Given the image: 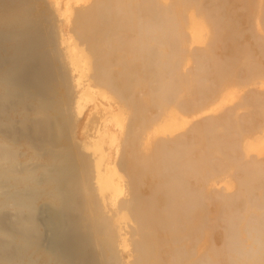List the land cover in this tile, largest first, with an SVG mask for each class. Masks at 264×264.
Here are the masks:
<instances>
[{
    "label": "bare ground",
    "instance_id": "1",
    "mask_svg": "<svg viewBox=\"0 0 264 264\" xmlns=\"http://www.w3.org/2000/svg\"><path fill=\"white\" fill-rule=\"evenodd\" d=\"M46 1L52 10L55 11L54 13L62 14L65 18L64 21H59L56 26H54V23L55 32L61 37H64L66 34L72 36V39L70 38L71 40L68 42L69 45L65 47L64 59L67 64L64 66L63 70H68L69 80L74 94L78 95L79 93H83L89 87H87L86 83L88 81V69L82 67L84 65H80V53L89 49L96 56L93 57L96 61H92L97 62L99 59V62H94L96 65L98 63L102 65L100 61L102 59L111 58L108 59L107 64L103 65L104 69L101 68L104 70V77H102L98 83H103L107 88H113V86L116 87L115 85L119 84L120 87H117L120 88V92L125 91L124 94L126 92H133L132 95L128 93L130 95L129 97L134 96V93H136L133 99L139 101V103L136 101L139 107L136 106V103L135 105L132 103L134 101L132 98L130 99L127 95L121 93L124 97L120 96V98H123L126 104L125 107L129 110V113L133 111L138 112V108L141 112H144L143 110L146 109L145 114L143 113L145 115L142 119L143 121L140 119L143 123L140 122L141 126L137 125L140 128L138 127L139 132L136 131V136L137 133H139V136L132 142L131 146L129 145V149L125 147L128 146L125 144L131 141L129 139V141L127 140L128 142L125 140V144H123L125 146L121 148L124 151L125 147V151L127 152H125L127 154L125 158H127L128 164L123 166L126 160H124L125 158L120 148L119 153L123 155V160L121 159L120 162L123 161V163L119 162V158L121 157L119 155H117L119 158H117L116 163L114 162V164H122V168L127 166L124 169L126 170L125 174L129 177L128 182L131 188H134L130 191L132 192L135 190L134 193L132 192L133 194L129 192L132 194L131 198H133L131 203L129 202L130 199L129 201L120 199L123 201L122 209H126V212H128L129 208H132V211L138 210V214L136 212V216H134L135 213L128 212V215L132 213V216H130L131 218L135 217L133 219L134 221L131 219V223L128 222V226L129 224L131 226L130 229L116 226L113 230L111 229L112 227H110L112 223V217L110 215L102 217V215L99 214L102 217L99 219H97V215H95L97 223L95 222L96 224L93 226V231L90 230V227V229H86L87 233L81 234L85 232V228H88L85 224V226L83 225V232L81 231V233H78L79 227L77 230V227L73 226V221L76 222L75 220L79 219V223V215H81L86 208L89 209L95 206V204L92 205L94 200L92 201L91 197H94V195L95 197L97 196L95 193H93L94 195L89 193L92 195L89 197H87L88 195L84 196L86 199L91 198L88 199V201L92 203V206L90 205L89 208H85L81 205L87 206L89 203H87V200L84 201V198L79 200L81 206H79V204L76 205V200L74 201L72 199L74 195L72 196L70 194L71 192L68 190H74L77 184H79L76 180V186L74 182H71L72 186L70 183L71 178L74 179L75 177L76 168H78L75 162L78 160L75 159L76 161L74 163L76 165L73 164V160H67V158L64 159L63 162L61 161V159H63L61 157V151L63 150L62 145V150L59 149V145V148H56L58 146L54 145V143L57 141L53 143L54 139L52 141L50 139L55 133L52 135L45 133L50 128H46V125L48 126V124H50L48 123L50 122V117H47L49 118V120H47L48 122L45 120L48 124L45 123L44 118L42 119L40 117L46 124H41L42 127L44 126L47 130L44 128L45 131L40 129V133L44 132L37 137L39 141L36 139V135H34L35 137L29 139L31 141L25 142L17 147V134L15 133L18 132V135L25 133L24 136L27 135L24 131L26 129L25 124H27L26 122H30L33 117L31 120L29 118H27L29 120H24L23 118V123L25 124H22V121L18 122L21 123L22 126L14 121L17 124L14 123L15 126L19 125V128L20 126L22 129L25 128L23 129L24 132H21L22 129L20 130L13 124L11 125L12 127L4 126L3 122L9 120V117H7V110L4 114L6 116L2 114L3 119L1 122L4 127H0V129H6L5 133H3V131L0 132L2 134L0 135V227L3 229L6 228V230L4 229L6 238L0 239V264H81V260L86 261V259L83 260L82 257H85L87 253H91V257L87 254L88 258H91L89 259L91 264H122L120 259L123 254L122 251H126V256L128 257L133 255L131 254L130 248L126 250L125 248L131 243H128V240L130 241V239L132 240L134 237H136L135 241L133 239L134 246H132L134 248H132L131 245L130 247L138 254L136 255L137 264H264V160H259L260 158H254V156L249 154L251 150V139L258 144L264 142V0H95L88 4L82 3L83 5L81 6L80 4L77 9L75 7L78 5L77 3L85 1ZM35 2L37 1L35 0ZM259 8L263 10L259 11ZM33 9L34 8H32L31 12H33ZM75 12L76 19L72 22L71 16L74 15L73 13ZM8 18L12 21L10 29L14 28L11 30H15V36L9 31L7 32L8 34L3 33L2 29H5L4 26H6L7 23H3L4 18L2 16H0V36L13 34L11 36L14 42H11L9 47L6 48L17 52L20 50L22 44H20V40L17 36L19 34L21 35V31L25 29V22L22 19L23 17H20L21 19L16 18L13 16V13L8 14ZM26 18L27 17H25V19ZM50 18L52 22V17ZM45 21L47 22L49 20L45 18ZM51 22L49 24H51ZM30 27L32 26H29V28ZM18 28H22V30L20 29L21 31H17L19 34L16 32V30H19ZM49 28L51 27L49 26ZM41 29L43 30V28ZM25 33L27 32L25 31ZM45 33L47 32L45 31ZM27 34H29V32ZM30 35L31 33L29 36ZM48 35L50 36V32ZM49 36L47 37L49 38ZM29 38L30 37H28V39ZM35 38L36 37H34V39ZM22 41L24 44V40ZM32 41L31 39V42ZM2 42L0 41V45ZM52 42L51 44L53 45L51 47L55 49L56 46L54 44L56 43L55 41ZM25 45L23 46L26 48L27 45ZM33 45L28 46L31 48ZM3 46L5 47V45ZM35 46L37 47V44ZM53 46H55V48ZM30 48H26L27 51L33 49V47ZM53 49L51 53H54ZM50 50L51 48L49 51ZM20 51L21 54L19 51L17 55L15 52H12V55L8 54V56L10 55L8 60L12 63L10 70L0 69V99L6 98L7 94L16 89H20L22 93H24V95H19L20 98H24L28 93H33L32 91L35 93V84H37L38 81L42 83L44 80H38L36 83L40 71L36 63H32L38 57V52L36 51V57L33 52L27 54V52L24 53L22 49ZM42 51L45 52L44 50ZM49 51L47 52L50 55ZM47 52L45 56H48L46 55ZM57 52L58 50L55 53L56 56ZM42 53H40L41 56ZM55 54L54 57H56ZM38 60H36L37 65H39ZM59 60L58 57V61ZM105 60L107 61V59ZM7 61L4 60V62ZM54 61L56 62V59ZM40 63H42V61ZM42 65V67H47L44 66L45 64ZM93 65V68L100 67V65ZM59 67L62 69L63 66L59 64ZM59 67L57 69H59ZM189 67L192 68L189 69ZM47 68L49 69L50 67ZM61 69H59L60 72L63 71ZM9 71H11L12 74ZM94 71L92 70L91 73ZM58 72L57 74H59ZM91 73H88V75ZM95 73L97 72L95 71ZM101 73L98 72L100 76L102 75ZM41 74L43 73L41 72ZM45 74L49 75L48 73ZM8 75H12V77ZM63 77L64 76L58 78L61 79ZM52 79L54 80V78ZM41 85L37 84L36 87H46V85L44 87ZM46 89L44 91H46ZM58 91L59 90H57V92ZM114 91L117 92L116 89ZM57 92L54 91V93ZM66 92L68 91L66 90ZM98 92L104 95V91L100 88ZM120 92L119 95H121ZM46 95H48V93ZM8 98L3 101L0 100V108L3 109V111L10 105V101L14 103L16 101ZM15 99H17V97H15ZM7 100H10L8 101L9 105ZM55 102L56 101H54V103ZM94 102L97 108H99L98 110H100L99 112L101 115L115 108L110 105V102L113 101H109L108 99H106V102L109 105H106L107 107L105 106V110L103 109L104 106L101 108L100 102L99 105L97 101L94 100ZM14 103L13 105L16 104ZM113 103L115 104V102ZM29 105L30 104H28L26 108H32V106ZM135 106L138 108L135 109ZM46 107L47 108L44 107L45 110L50 108L48 105ZM120 107L118 109H120ZM33 108H35V106H33ZM65 108L62 110L65 111ZM101 109L105 112H101ZM46 112L47 111H44L43 115L48 113ZM59 112L60 110L56 111V113ZM65 112L63 113L65 114ZM109 112L115 115L113 113L114 111ZM56 113L53 112V114ZM63 113L61 111L60 114ZM138 113L140 114V112ZM138 113H136L137 117L139 116ZM66 114H68V112ZM35 115L37 114H34V116ZM116 115V119L112 117L113 120H117V122H121V118H124L122 116H125L121 114L122 116L119 118L118 116L120 114L118 115L117 113ZM59 116L57 120L63 118L61 119L63 121L65 119L61 115ZM64 116L67 117L66 115ZM132 116L135 117V114ZM36 117V120L40 119L38 115ZM51 117H53L51 120L56 124L59 122L54 121L56 120V115H52ZM134 117L131 118L136 120L137 117ZM139 117H141V115ZM41 119L40 121L42 123ZM33 120H35V118ZM33 120V123L31 122L28 125L31 126V124L38 122ZM66 120L69 119L66 118ZM87 120H89V118L85 121ZM85 121L84 123H86ZM136 122H138V120ZM2 123L0 125H2ZM93 123L95 124L93 125L97 127V121ZM103 123L101 122L102 125ZM162 123H165L163 132H167L165 135L169 136H160L159 134H155L154 131H150L151 128ZM65 124L66 122L63 125ZM67 124H69L68 121ZM28 125L27 128L29 130H26L30 132L27 135L30 138L29 134L31 135L33 132V130H31V132L30 129L32 127L34 129V127L36 128L39 125L31 127ZM84 125L87 126V123ZM88 125L91 126L92 124L88 123ZM6 126L9 125L6 124ZM49 126L52 127V122ZM98 126L99 127L92 130V132L94 131V133L97 132V134L101 135L103 130L100 127L102 126ZM133 126H128V128L136 129V127L134 128ZM68 127L70 129L71 126ZM107 128L109 129L111 127ZM56 129H58L57 126ZM75 129L74 131L70 129V136L68 139H71V143L73 138L75 141L74 144L78 146L79 143L76 141L78 129ZM9 130H12L11 133L15 131V133H13L15 136L10 137ZM35 130L38 129H34V131ZM81 131L83 133L81 132L80 134H86L87 129L86 132L83 129H81ZM35 132H33V134ZM92 132L87 134L91 138ZM115 132L116 131H114V133ZM133 132L135 133L134 130ZM243 132H246V134H243ZM62 134L63 133H61V135ZM208 136L212 138L211 141L214 140L213 143L211 142L212 144L207 143L208 139L205 138H208ZM83 137L84 135L82 138ZM93 137H95V134ZM34 138L37 141H35ZM113 138L114 137H112V139ZM133 138H135V136ZM112 139L109 141L111 142ZM81 140V143L84 142V139ZM116 141L115 143H117ZM39 142L41 144H39ZM208 142H210V140ZM38 144L39 148L37 147ZM56 144H59V142ZM65 144H67V142ZM74 144L72 145L71 143L73 147ZM40 147L43 150H40ZM19 148H21V150L24 149L22 153H17ZM109 150L111 149L109 148ZM39 151H42L44 156L47 157L41 165L38 166L39 163L33 165V161L31 163L32 165L23 163V159L27 157L30 161L32 157L36 158L35 153ZM75 152H78V150ZM16 153L17 155L20 154L18 160L15 156ZM42 153L40 152L38 156ZM78 154L79 157L82 155L79 152ZM73 155L74 154H72V156ZM76 155L75 153L74 156L77 157L78 155ZM70 158L69 156V159ZM79 159L80 164H85L87 161L81 163V158ZM109 159L108 157V160ZM108 160H106V162H108ZM59 161H61V165H58ZM64 162L67 164H63ZM89 163H91V160ZM138 163L139 168L137 166ZM85 165L83 166L86 171L87 166ZM88 165L91 166L90 164ZM112 165H110V167L108 164V166L104 168L105 172L103 173L99 165L95 164L93 169L90 170L93 178L88 176L96 183L104 203H107V201L115 202L112 197L119 194V192H123L121 189L124 188L121 186L122 182H119L121 176L117 174V168L119 166L115 165V168L117 166V170H115L114 166L112 168ZM122 168L121 171H123ZM39 169L40 173L37 172ZM89 169L87 171H89ZM81 170L82 173L85 172H83L84 169ZM16 171H25V176L20 183L15 184L12 181V176ZM119 171L120 170H118V172ZM79 173L77 172V175L81 177L82 175ZM87 174L84 177H86ZM88 175H90V173ZM78 176L75 177V179H77ZM84 177L81 178L84 179ZM89 178H85L87 179V183H89ZM68 180L69 184H67ZM79 180V188H81L86 182L83 180L82 185V180L78 179V181ZM223 182L225 183L223 190L222 188L215 189L216 186L219 187L220 183L223 184ZM89 184L86 185V187L92 188L93 186L91 187ZM21 185L24 186L23 189L20 188ZM73 185L75 186L74 188ZM140 185H144L145 193H141L139 190L141 187ZM34 187H38L40 190L39 193L46 196V203L44 205L39 204L40 206H37L34 202L28 200V192ZM129 187L130 186H128V188ZM81 190L79 189V191ZM89 190L88 192L93 191ZM63 191L66 193L68 191L70 197L64 194ZM106 192H110L109 199L103 196ZM129 193L128 195H130ZM63 194L73 200L76 207L73 206V202L72 207L70 206V199L64 201L62 198L63 196H61ZM66 196H64V198ZM60 197L63 199L62 203H60ZM58 203L60 204L58 205ZM97 204H99V202ZM209 206H212L214 210L211 209L213 211L208 212ZM4 207L13 211L11 216V211L9 215H6L5 212V215L1 216L3 214L1 210ZM69 207L70 209H68ZM81 207L85 208L82 212H80ZM100 207L101 206H99L98 209H100ZM71 208L78 210V213H76V211L75 214H77L78 216H76L79 218L71 220L72 217H76L73 214L74 210L71 212ZM118 208L120 209V207H117V209ZM89 210H93V212H91L93 215L95 209L91 208ZM89 210L87 212L88 216ZM97 211L99 213V210ZM222 211L223 214H227L229 219H233L235 222L232 226L230 225L232 232H227V230L223 231V229L222 232L216 230V227L219 225L217 221ZM70 212L72 216H70ZM212 212L215 214L213 217L209 215V213L212 214ZM81 216H83L81 217L82 221L85 216ZM88 216L85 217V220ZM162 219H164L165 222ZM223 219H225V217ZM160 220L161 222L163 221L165 225L167 224L166 226L169 230L166 231L167 228L165 227L166 233L162 232L164 231V225H162ZM6 221H8V224ZM114 221L116 222L115 219H113V222ZM89 222L87 219L85 223L88 224ZM232 222L228 223L231 224ZM82 223L83 222H81V224ZM92 223L94 224L93 221ZM159 223L163 226L162 229ZM90 224L88 225L90 226ZM14 237H17L18 241L14 242V244L10 243V241H13L12 239ZM31 237H36L35 239L37 240V243L33 246L32 244L34 242H30ZM228 237L231 239L229 242L222 241L221 239L223 238V240H226ZM217 238L219 241L221 239V245L219 246L215 244ZM118 247L122 248L121 251H118ZM109 249L112 251L111 254L108 251ZM107 251L110 256L107 255L108 257L105 256L106 258H104V255L108 253ZM134 251L132 250V252ZM27 252H29L28 255L26 254ZM104 252L106 254L103 255ZM85 263H87V261ZM90 263L88 262V264Z\"/></svg>",
    "mask_w": 264,
    "mask_h": 264
},
{
    "label": "rangeland",
    "instance_id": "2",
    "mask_svg": "<svg viewBox=\"0 0 264 264\" xmlns=\"http://www.w3.org/2000/svg\"><path fill=\"white\" fill-rule=\"evenodd\" d=\"M2 0H0V16H2L3 18H4V21H3V23H7L6 24V26H4L5 27V29H2L3 30V33L5 34H8L7 32L9 31V32H12L13 34L15 33V30H11V29H14V28H11L10 29V25H11V19L10 18H8V14H10V13H13V16L14 17H16V18H20V17H23L22 19H23V21L25 22V29H23V31H21L22 30V28H18L19 30H16V32L18 31H21L22 32V34L20 35L18 32V39L20 40L19 42H20V44L22 43L23 44V41L22 40H24V44L23 45H25L26 43H29V44H26L25 46H26V48L28 49V48H30V46L31 45H33L34 43V45L32 46L33 47V49H31V50H28L27 51V49L21 44V46H20V50L22 49L23 51H24V53H26L27 52V54L29 53V52H33L35 55L34 56H36L37 57V54H38V57L34 60V62L32 63V64H35L36 63V66H38V70L40 71V73H39V75L37 76V80H36V83H37V81L38 80H41L42 81V79H44L43 81H42V83H40V81H38V85L40 84H42L43 85V87L46 85V87L45 88H40V86H38V87H36L37 86V84H35L36 86H34L35 88V93H34V91H32L33 93H28L27 94V96H24V98L23 97H19V95L20 94H22V95H24V93H22V91L20 90V89H16L15 91H12L11 93H9V94H7L6 96V98H8V99H12V100H16L15 101V103L17 102V101H19V102H17L15 105H13V103L10 101V100H7V103H8V105H9V102L8 101H10V105L9 106H7V109L6 110H4L3 111V109H1V111H0V113L1 112H3V113H1L0 114V124L2 123L1 122V120L3 119V117H2V114L4 115L5 114V112L7 111V117H9V120L8 121H5V122H3L4 123V126L5 127H12L11 125L13 124L14 125V123L16 122V123H18V122H21L22 121V124H25V123H23V121L25 120V119H27V118H29L30 120L32 119V117H33V119L35 118V120H33V121H38V122H40V123H34V124H31V126H38V127H34V129H38V130H35L34 131V129H33V127L30 129V131L31 130H33V132H35L34 134H33V132L31 133V135H32V137H31V135L29 134V136H30V138L27 136L28 135V133H30V132H28V128H27V125L28 124H30L31 122H32V120L30 121V122H26L27 124H25L26 125V129H28V130H26L25 128H23V129H25L24 131L27 133V135H25L24 136V134H22V135H18V132H16L15 133V131L14 132H12L11 133V131H10V137L12 136H15V134H17L16 135V137H17V141H16V144H17V147L19 146V145H21V144H23V143H25V142H28V141H31V140H29V139H31V138H33V137H35L34 135H36V139H37V137L38 136H40V134H42L45 130H47V129H45V127L43 126L42 127V125L44 124V125H46V124H48V123H50L51 124V122H52V127L51 126H49L50 124H48V126L46 125V128L48 127H50L45 133H47V134H49V135H52V134H54V135H52L51 137L52 138H50L51 139V141L54 139V141H53V143L55 142V141H57V142H59V144H56L57 142H55L54 143V145H56V146H60V148H59V146L58 147H56V146H54V147H56V148H59V149H61L62 147H63V150L61 151V153H62V155L63 154H65V155H61V157L63 158V159H61V161L63 162V160L64 159H66L67 158V160H73V164H75V163H77V167L78 168H76V174L74 175L75 177H77L78 175H77V172L79 173V171H80V173L79 174H81L82 176L81 177H84L86 174H87V172H88V174L90 173V175H88L87 174V178H89V177H92V172L90 171V170H92L93 169V167H94V165L95 164H98L99 165V167L101 168V170L103 171V173L105 172L104 171V168H106L107 166H108V164H109V166L110 165H112V164H114V162L116 163V161H117V158H119V156H121L120 158H119V162H120V160L123 158L122 156L124 155V158L127 156V152L125 151V147H130L131 146V144H132V142L139 136V133H137V136H136V131L137 132H139L138 131V129L140 128L139 126H141V123H143V122H141V120L144 118V114H145V110H143L144 112H141V111H139V105L137 104V103H139V101L138 100H135V99H133L135 96H136V93H134V96H132V97H129L130 95H132L133 94V92L132 93H130V92H126L125 94H124V92L122 91V92H120L121 90H119L120 88H118L117 86H119L120 87V85L119 84H116L115 86L116 87H114L113 86V88H107L103 83H98V81H100L101 79H102V77H104V66L103 65H105V64H107L108 63V59H111V58H105V59H107V61L104 59H102V60H100L101 61V63H102V65L101 64H95V63H97V62H99L98 60H97V62H95L96 60H95V58L93 59V57H96L95 56V54L91 51V50H85V51H82V53H80V60H81V63H80V65L82 66V65H84V66H82V67H86L87 69H88V73H91L92 72V70L94 71H96L97 73H95V71L93 72V73H91L90 75H88V73H87V77H88V81L90 82H86L87 83V90L85 91V92H83V93H79L78 95H75L74 94V92L72 91V87H71V82H70V80H69V73H68V70H63L64 69V66L67 64V62L65 61V59H64V55H65V47L67 46V45H69V43L68 42H70V40L72 39L71 37L72 36H69V34H66L64 37H61V36H59L56 32H55V27L54 26H56L57 25V23L59 22V21H64L65 20V18L63 17V15L62 14H59V13H54L55 11H53L52 10V8L48 5V2L46 1V0H36L37 2H35V0L33 1V0H27V2H26V0H19V1H17V0H3L2 2H1ZM33 2V3H31V2ZM39 1V2H38ZM83 1H85V2H82V1H80V2H78L77 4L78 5H76V4H73V5H76L75 7H76V9L80 6V4H81V6L83 5V4H88V3H90L91 1H95V0H83ZM22 2V3H21ZM47 2V3H46ZM12 3V4H11ZM83 3V4H82ZM30 4H33V5H30ZM2 5V6H1ZM28 6V7H27ZM31 6V7H30ZM41 6V7H40ZM29 7H30V12L32 11V8H34L33 9V12H31V14H33V15H31L30 14V12H29ZM73 9H75V8H73ZM263 9H264V7H263ZM262 8H259V11H262L263 10ZM4 10V11H3ZM18 10V11H17ZM35 10H36V12H35ZM7 11V12H6ZM45 13H44V12ZM47 11V12H46ZM49 11V12H48ZM74 11H76V10H74ZM27 12H28V14H27ZM52 12V13H51ZM19 13V14H18ZM41 15H40V14ZM49 13V14H48ZM74 15H75V17H74V15H72L71 16V20H72V22L76 19V12L75 13H73ZM29 15H30V17H29ZM39 16V17H37V16ZM55 15V16H54ZM17 16H19V17H17ZM27 17L26 19H25V17ZM42 16V17H41ZM43 16H44V18H43ZM47 16V17H46ZM52 17V22L50 21V17ZM29 17V18H28ZM74 19H73V18ZM31 18V19H30ZM45 18H46V20H49L50 22H51V24H49L50 22L49 21H45ZM48 18V19H47ZM57 18V19H56ZM21 19V18H20ZM30 19V20H29ZM55 19V20H54ZM27 20V21H26ZM30 22V23H29ZM45 22V23H44ZM49 22V23H48ZM32 23V24H31ZM43 23V24H42ZM54 23H55V25H54ZM28 24V25H27ZM46 26H45V25ZM34 25V26H33ZM41 25V26H40ZM44 25V26H43ZM52 25V26H51ZM54 25V26H53ZM29 26H32V27H30L29 28ZM48 26V27H47ZM49 26L51 27V28H49ZM33 28V29H32ZM41 28H43V30L41 29ZM21 29V30H20ZM50 29V30H49ZM47 32V33H45V31ZM0 31H1V29H0ZM6 31V32H5ZM25 31L28 33L29 32V34L31 33V35L29 36V34H27V33H25ZM39 33H38V32ZM20 32V33H21ZM35 32V33H34ZM41 32V33H40ZM50 32V36L48 35V33ZM24 33V34H23ZM34 33V34H33ZM1 34V33H0ZM13 34H9L8 36H0V38H2V39H0V41L2 42V40H3V44L1 43V45H0V49H2V50H0V69H8V70H10V68L12 67V63H10V61L8 60L9 59V56L10 55H12L13 53L12 52H15L16 53V55L17 54H19V53H17L18 51L20 52V54H21V51L20 50H18L17 52L16 51H13V50H9V48H6V47H9V45L11 44V42H14V41H12V36L11 35H13ZM26 34V35H25ZM42 34H43V36H42ZM46 34H47V36H49V38H51V39H49L47 36H46ZM28 35V36H27ZM37 35H38V38L39 37H41V38H37ZM40 35V36H39ZM53 35V36H52ZM68 35V36H67ZM71 35V34H70ZM14 36H15V34H14ZM20 36V37H19ZM26 36V37H25ZM47 37V38H45V37ZM52 36V37H51ZM74 36V35H73ZM28 37H30L29 39H28ZM34 37H36L35 39H34ZM61 37V38H60ZM9 38V39H8ZM24 38H26V39H24ZM44 40H43V39ZM71 38V39H70ZM8 39V40H7ZM11 39V40H10ZM31 39L33 40L32 42H31ZM49 39V40H48ZM67 41H65V40ZM41 40V41H40ZM42 40H43V42H42ZM36 41V42H35ZM45 41V42H44ZM49 41H51V42H49ZM52 41H55V43L56 44H54L55 46H56V48H55V46H53L55 49H57L58 50V52H57V56H56V51L57 50H55V49H53L51 46L53 45V44H51V43H53ZM63 41H65V42H63ZM38 42V43H37ZM49 42V43H48ZM6 43V44H5ZM7 43H9V44H7ZM46 43V44H45ZM68 43V44H67ZM37 44V47L35 46ZM42 44V45H41ZM64 44V45H63ZM3 45H5V47L3 46ZM28 45H30V46H28ZM35 46V47H34ZM4 48V50H3V48ZM22 47V48H21ZM23 47H24V49H23ZM6 48V49H5ZM51 48V50L49 51V49ZM26 49V50H25ZM52 49L54 50L53 52L54 53H51V51H52ZM8 50V51H7ZM39 50V51H38ZM42 50H44L45 52H43ZM3 51H4V53H5V55H4V53H3ZM38 53H37V52ZM47 51H49L50 52V55H49V53L47 52ZM11 52V53H10ZM44 53V56H43V53ZM47 52V54L46 55H48V56H45V53ZM37 53V54H36ZM40 53H42V56H41V54ZM8 54H10L9 56H8ZM22 54H23V52H22ZM54 54H55V56L56 57H54ZM59 54V55H58ZM92 54V55H91ZM94 55V56H93ZM102 55H104V54H102ZM7 56H8V58H7ZM6 57V58H5ZM42 57V58H41ZM44 57V58H43ZM45 57H46V59H45ZM58 57H59V61L60 62H62V63H60L59 61H58ZM98 57V56H97ZM107 57V56H106ZM4 58V59H3ZM48 58V59H47ZM50 58H51V61H50ZM53 58V59H52ZM56 59V62L54 61L55 59ZM3 59V60H2ZM38 59H40V60H38ZM2 60V61H1ZM4 60L5 61H7V62H4ZM36 60H38V64L39 65H37V61ZM92 60H95V61H92ZM36 61V62H35ZM42 61V63H40V62ZM47 61V62H46ZM49 61V62H48ZM104 62V64H103V62ZM106 61V62H105ZM51 62V63H50ZM57 62H59V63H57ZM82 62H83V64H82ZM95 62V63H94ZM1 63H2V65H1ZM47 63H49V64H47ZM54 63H56V64H53ZM42 64H45L44 66H47V67H50L49 69L46 67H42L43 65ZM59 64H60V66L62 65L63 67H62V69H61V67H59ZM95 65V66H98V65H100V67H94V68H97V69H94L93 67H92V65ZM53 65V66H52ZM93 65V66H94ZM40 66H41V68H40ZM55 66V67H54ZM57 66V67H56ZM103 66V67H102ZM110 66H111V63H110ZM59 67V69H61V70H63V71H61L60 72V70L59 69H57ZM92 67V68H91ZM45 68V69H44ZM52 68V69H51ZM101 68H103V69H101ZM190 68H192V67H189V69ZM41 69V70H40ZM43 69V70H42ZM98 69H100V70H98ZM46 70V71H45ZM58 70H59V72H58ZM98 70V71H97ZM103 70V71H102ZM9 72H11V71H9ZM41 72L43 73V74H41ZM52 72H53V74H54V77H53V74H52ZM57 72L59 73V74H57ZM98 72H102L101 74L103 75H101L100 76V74H98ZM45 73H48L49 75H47V74H45ZM50 73H51V76H50ZM64 73H65V75H64ZM10 74V73H9ZM11 74H12V72H11ZM55 75H57L58 77H61V76H64L63 78H58L57 76H55ZM7 76V75H6ZM5 76V77H6ZM9 77H12V75L10 76V75H8ZM44 76V77H43ZM48 76H50V77H48ZM95 76V77H94ZM96 76H99V77H96ZM42 77V78H41ZM47 77V78H46ZM54 78V80L52 79V78ZM101 77V78H100ZM38 78H40V79H38ZM53 80H51V79ZM47 79V80H46ZM61 81H60V80ZM63 79H65V80H63ZM96 79V80H95ZM49 80V81H48ZM55 80H56V82H55ZM58 80V81H57ZM52 81V82H51ZM46 82V83H45ZM62 82V83H61ZM55 83V84H54ZM92 83V84H91ZM91 84V85H90ZM41 85V86H42ZM51 85V86H50ZM58 85H60V86H58ZM47 86H50V87H47ZM64 88H63V87ZM66 86V87H65ZM68 86V87H67ZM94 86V87H93ZM60 87H62V88H60ZM40 90H39V89ZM47 88V89H46ZM56 88V89H55ZM60 88V89H59ZM66 88V89H65ZM92 88V89H91ZM93 88H95V89H93ZM100 88L101 90H103L104 91V95H101L99 92H98V89ZM118 88V89H117ZM46 89V91H44ZM55 89V90H54ZM65 89V90H64ZM97 89V90H96ZM110 89H116V91L118 92V94H117V92H115L114 90L112 91V90H110ZM51 90V91H50ZM57 90H59L58 92H57ZM66 90L68 91V92H66ZM90 90V91H89ZM54 91L55 92H57V93H60V94H57V93H54ZM39 92V93H38ZM63 92V93H62ZM66 92V93H65ZM119 92H120V94L121 93H123L124 95H127L130 99L132 98L134 101L132 102L134 105H135V103H136V101H138L137 103H136V106H138V107H136L135 106V109H137V111L138 112H140V114L138 113V112H131V113H129V110L128 109H126V104H125V102H124V100H123V98H120V96L121 97H124L122 94L121 95H119ZM48 93V95H46ZM130 95H129V94ZM11 94H12V96H11ZM14 94V95H13ZM33 96V98H32V96ZM37 94V95H36ZM51 94V95H50ZM55 96H54V95ZM10 95V96H9ZM35 95V96H34ZM61 95V96H60ZM64 95V96H63ZM69 97H68V96ZM95 95V96H94ZM98 95V96H97ZM41 98H40V97ZM45 96V97H44ZM47 96H48V98H47ZM94 96V97H93ZM13 97V98H12ZM15 97H17V99H19V100H17V99H15ZM60 97V98H59ZM62 97V98H61ZM63 97H64V99H63ZM67 97V98H66ZM97 97H99V98H97ZM6 98H4V99H6ZM68 100H66V99ZM4 99H0L1 101H3ZM50 99H51V102H50ZM61 101H60V100ZM63 99V100H62ZM93 99V100H92ZM106 99H108L109 101H113V102H115V104L113 103V102H110L111 104V106L112 107H115V108H112V110H109V111H114L113 113L116 115L117 113H118V117L119 118H121V116L124 114L125 116H122V117H124L123 119L121 118V122H117V120L115 121V120H113V117L116 119L117 117V115L115 116V115H112V113L110 114V112L108 113V112H106V113H103V115H101V113L99 112L100 110H98L99 108H97V106H96V104H95V102H94V100L95 101H97L98 102V105H99V102H100V104H101V108H103V106H104V110L106 109V107L109 105V104H107V102H106ZM20 100H21V102H20ZM27 100V101H26ZM24 101V102H23ZM54 101H56L55 103H54ZM48 102V103H47ZM118 104H117V103ZM12 103V104H11ZM25 105H24V104ZM27 103V104H26ZM60 103V104H59ZM28 104H30L29 106H32V108H26V107H28ZM51 104V105H50ZM61 104H62V106H61ZM120 104V105H119ZM13 105V106H12ZM40 106V107H38V106ZM42 105H44V106H42ZM49 106L50 108H48V109H44V107L45 108H47L46 106ZM107 105V106H106ZM116 105V106H115ZM117 105H118V107H117ZM12 108H11V107ZM23 108H22V107ZM33 106H35V108H33ZM41 106H42V108H41ZM53 106V107H52ZM54 106H56V107H54ZM59 106H60V108H59ZM106 106V107H105ZM121 106V107H120ZM15 107V108H14ZM17 107V108H16ZM62 107V108H61ZM65 107H68V108H65ZM96 107V108H95ZM117 107V108H116ZM120 107V109H118ZM14 108V109H13ZM26 108V109H25ZM63 108H65V111L64 110H62ZM23 109H25V110H23ZM28 109V110H27ZM44 109V110H43ZM57 109H59L60 110V112L59 113H56V111H59V110H57ZM91 109V110H90ZM95 109V110H94ZM98 111H97V110ZM103 109H101V112L103 111V112H105ZM49 110V111H48ZM88 110V111H87ZM119 110V111H118ZM25 111V112H24ZM44 111H47L46 113L47 114H45V115H43V113H44ZM61 111H62V113L63 112H65V114L63 113V114H60L61 113ZM92 111H95V112H92ZM121 111V112H120ZM19 112V113H18ZM34 112H37V113H34ZM41 112H42V116H41ZM51 112V113H50ZM53 112L54 113H56V114H53ZM68 112V114H66ZM90 112H91V114H90ZM108 113V114H107ZM136 113H138V115L140 116L141 115V117H137L136 116ZM144 113V114H143ZM34 114H37L39 117L38 118H44V121L46 120H49V118H47V117H50V122H46L45 121V123L43 122V120H42V123H41V121H40V119H38V120H36L37 119V115H35L34 116ZM122 114V115H121ZM133 114H135V117H137L136 118V120L134 119L133 120V118H131V117H134V116H132ZM52 115H56V117H55V119L56 120H54V121H59L57 124L55 123V122H53V120H51V118H53V117H51ZM58 115V116H57ZM59 115H61L62 117H64L65 119L62 121L61 119H63V118H60V119H58L57 120V118H59L60 116ZM64 115H66L67 117H65ZM113 117H112V116ZM4 116H6V115H4ZM31 117V118H30ZM46 117V118H45ZM91 117V118H90ZM102 117V118H101ZM112 117V118H111ZM129 117H130V119H129ZM134 117V118H135ZM23 118H24V120H23ZM66 118L67 119H69V120H66ZM87 118H89V120L90 121H92V122H90L89 120H87V121H85ZM139 118V119H138ZM19 119H20V121H19ZM29 119H27V120H29ZM105 119V120H104ZM141 119V120H140ZM62 122H61V121ZM79 120V121H78ZM130 120V121H129ZM131 120H132V122H131ZM138 120V122H136ZM140 120V121H139ZM12 121V122H11ZM15 121V122H14ZM67 121H68V123L69 124H67ZM71 121V122H70ZM84 121L87 123V126L86 125H84V124H86V123H84ZM89 121V122H88ZM97 121V123H98V125H101L102 127H100L102 130H103V133L101 134V135H99V134H97V132L96 133H94V131L92 132V130H95V129H97V127H99L97 124H96V126L97 127H95L94 125V123L93 122H96ZM107 121V122H106ZM143 121V120H142ZM66 122V124L65 125H63L64 123ZM101 122L103 123V125L101 124ZM131 122V124L129 125V123ZM133 122H134V124H133ZM136 122V123H135ZM141 122V123H140ZM3 123H2V125H0V127L2 126V127H4L3 126ZM15 123V124H16ZM33 123V122H32ZM56 124V125H54V124ZM79 125H78V124ZM88 123L89 124H94L93 125V127H92V125L91 126H89L88 125ZM111 123V124H110ZM140 123V124H139ZM6 124L7 125H9V126H6ZM19 125L21 124V123H18ZM22 124H21V126H22ZM42 124V125H41ZM61 124V125H60ZM104 124H105V126H104ZM109 124V125H108ZM112 124H113V126H112ZM127 124V125H126ZM17 125V124H16ZM18 125V126H19ZM25 125H23V126H25ZM40 125H41V127H40ZM54 125V126H53ZM74 125V126H73ZM78 125V126H77ZM134 125V126H133ZM137 125H139V126H137ZM15 126V125H14ZM13 126V127H14ZM18 126H15V127H17V128H19ZM21 126H20V130L22 129L21 128ZM29 127H31L30 125H28ZM56 126H57V128L58 129H56ZM68 126H71L70 127V129L72 130V131H74V130H76L75 128H77L78 129V136H77V142L79 143V145L78 146H76L74 143H75V141L73 140V138H72V141H71V143H72V145L74 144V147H78L77 149L76 148H74L72 145H71V143H70V140L68 139V137L70 136V129H69V127ZM81 126H82V128H81ZM86 128H85V127ZM89 126V127H88ZM122 126V127H121ZM128 126H133L134 128L136 127V129H133V128H131V129H133L134 131H135V133L133 132V130H131L130 128H128ZM55 129H54V128ZM75 127V128H74ZM88 127V128H87ZM91 127V128H90ZM95 127V128H94ZM105 127V128H104ZM107 127H111V128H107ZM139 127V128H138ZM165 127V123H162V124H160V125H158V126H155V127H153V128H151V132H155V134H159L160 136H169V135H165V134H167V132H163V128ZM194 127H195V125H194ZM45 130H44V129ZM61 128H63V129H61ZM74 128V129H73ZM85 128V129H84ZM92 128H94V129H92ZM113 128V129H112ZM115 128V129H114ZM23 129H22V131L21 132H24L23 131ZM40 129L42 130H44L42 133H40ZM66 129H68V130H66ZM81 129H83V130H85V132H86V129H87V132H89V133H87L86 132V134H80L82 131H81ZM90 129V130H89ZM110 129H112V130H110ZM172 129V128H171ZM5 130L6 129H4V128H1L0 129V132L1 131H3V133H5ZM19 130V131H20ZM57 130V131H56ZM105 130V131H104ZM128 130V131H127ZM50 131V132H49ZM62 131V132H61ZM106 131H107V133H106ZM113 133H112V132ZM114 131H116L115 133H114ZM49 132V133H48ZM69 134H68V133ZM90 132H92V138L89 136V135H87V134H90ZM110 132V133H109ZM134 134H132V133ZM13 133H15V134H13ZM39 133V134H38ZM57 133V134H56ZM61 133H63L62 135H61ZM83 133V132H82ZM95 134V137H93V135ZM59 134V135H58ZM67 134V135H66ZM243 134H246V132L244 133L243 132ZM0 135H2L1 133H0ZM84 135V137L82 138V136ZM99 137H98V136ZM115 135V136H114ZM119 135H120V138H119ZM58 136V137H57ZM79 136H80V138H79ZM101 136H103V137H101ZM105 136H106V138H105ZM135 136V138H133ZM21 138V140H20V138ZM22 137H24V138H22ZM112 137H114L113 139H112ZM128 137V138H127ZM133 138V140H132V138ZM28 138V139H27ZM98 138H99V140H98ZM112 139V141L110 142L109 140H111ZM35 139V138H34ZM35 139V141H37ZM56 139V140H55ZM68 139V140H67ZM81 139H84V142H80V141H82ZM131 140V141H129V140ZM205 139H208V141L210 140V142H208L207 141V143H209V144H212L213 142H214V140L213 141H211V137L209 138V136H208V138H205ZM33 140V139H32ZM106 140V141H105ZM117 140V141H116ZM125 140H126V142H128L129 141V143L127 144H125ZM128 140V141H127ZM39 141V140H38ZM69 141V142H68ZM103 141V142H102ZM114 141V142H113ZM115 141L117 142V143H115ZM118 141H119V143H118ZM254 142V140L253 139H251L250 140V142ZM67 142V144H65V143ZM99 142V143H98ZM109 142H110V144H109ZM124 142V143H123ZM212 142V143H211ZM251 142V145H250V147H251V150H250V155L251 156H254V158H257V159H259V160H264V142L263 143H261V144H258V143H252ZM36 143V142H35ZM34 143V144H35ZM38 143V142H37ZM52 143V144H53ZM70 143V144H69ZM108 143V144H107ZM33 144V145H34ZM39 144H41L40 142H39ZM39 144L37 145V147L39 148ZM69 144V145H68ZM77 144V143H76ZM113 144V145H112ZM123 144H125V145H128V146H125V145H123ZM61 145H62V147H61ZM68 145V146H67ZM108 145V146H107ZM117 145H119V146H117ZM130 145V146H129ZM35 146V145H34ZM53 146V145H52ZM68 148H67V147ZM105 146V147H104ZM122 146V147H121ZM123 146H125L124 147V151H123V149H121V148H123ZM66 149H65V148ZM70 147V148H69ZM72 147V148H71ZM104 147V148H103ZM263 147V148H262ZM22 148V147H21ZM21 148H19L18 150H17V153H19V152H23V150L24 149H22L21 150ZM109 148L111 149V150H109ZM119 148H120V150L122 151V153H123V155H122V153H119L120 151H119ZM65 149V150H64ZM74 149H76V150H78V152L80 153V154H82V155H80V157H79V154H78V152H75L76 150H74ZM117 149V150H116ZM129 149V148H128ZM37 150V149H36ZM40 150H43V149H41V147H40ZM71 150V151H70ZM73 150H74V153H73ZM108 150V151H107ZM115 150H116V152H115ZM127 150V149H126ZM38 151V150H37ZM36 151V152H37ZM59 151V152H60ZM128 151V150H127ZM40 152L42 153V151H39L38 153H35V155H36V158H34V157H32L31 159V161L30 160H28V157L26 158V159H23V163H26V164H31L32 163V161H33V165H37L38 163V166L39 165H41L45 160H46V156H44V154L42 153L41 155H39L38 156V154H40ZM64 152V153H63ZM67 154H66V153ZM83 152H84V154H83ZM108 152V153H107ZM126 152V153H125ZM17 153H16V157H17V160L19 159V155H17ZM60 153V154H61ZM71 153V154H70ZM75 153L78 155H76L77 157H75L74 155H75ZM86 153V154H85ZM117 153H119V154H117ZM72 154H74L73 156H72ZM89 155V157H88V155ZM105 154V155H104ZM121 154V155H120ZM256 154H258V155H256ZM71 157L70 159H69V156ZM84 155H85V157H84ZM115 155H116V157H115ZM117 155H119L118 157H117ZM126 155V156H125ZM221 155V154H220ZM21 156H22V154H21ZM67 156V157H66ZM82 156V157H81ZM222 156V155H221ZM104 157V158H103ZM108 157L110 158L109 160H108ZM112 157V158H111ZM262 157V158H261ZM79 158H81V163H84L86 160V163L85 164H87V165H85V164H80V159ZM85 158V159H84ZM89 158V159H88ZM107 158V159H106ZM116 158V159H115ZM78 160V161H76V160ZM82 159H84V160H82ZM115 159V160H114ZM127 158H125L124 160H126ZM35 160V161H34ZM91 160V163H89V161ZM106 160H108V162H106ZM123 160V159H122ZM61 161H59V163H58V165H61ZM76 161V162H75ZM84 161V162H83ZM110 161V162H109ZM30 162V163H29ZM75 162V163H74ZM122 163H123V161H121ZM120 162V163H121ZM125 162V161H124ZM37 163V164H36ZM66 162H64L63 164H65ZM105 163V164H104ZM31 164V165H32ZM62 164V165H63ZM67 164V163H66ZM88 164H90L91 166H89ZM128 163H127V160H126V162L123 164V166L124 165H127ZM75 165H74V167H75ZM83 165H85V166H87L86 167V171L89 169V167H90V169H89V171H85V168H84V166ZM106 165V166H105ZM115 165H118L119 167L117 168V166H116V168L118 169V170H120L119 172H118V170L115 168ZM122 165V164H121ZM119 163L118 164H114V165H112V168H113V166H114V168H115V170H117V174L119 175V176H121L120 177V179H119V182L121 183V186L122 187H124L123 189H121V190H123V192H119V194H116L114 197H112L113 198V201L115 200V202H108L107 201V203H104L103 202V200H102V198H101V195H100V190L98 189V187H97V185H96V183H94V180H92V178H89L90 180H88V182L90 183H87L86 181H87V179H85L86 177H84V179L83 178H81L80 176H78V178L77 179H75V177H74V179L73 178H71V180H70V183L71 182H76L77 181V183L79 182V184H77V186H78V188H77V186H76V183L73 185V188H74V190L73 189H69L68 191L69 192H71L70 194L73 196L74 195V198L72 197V199L75 201V202H77L76 203V205L77 204H79L80 203V199H83L84 198V201H86L87 200V203L89 202L88 201V199H91L90 201L93 203H86L87 204V206H85V205H83V204H81L83 207H88L89 208V206L92 204V205H94L95 204V206H93V207H90L89 209H91V208H93V209H95L94 211V214L92 215L91 214V212H93V210H89V209H85V208H83V207H81V209H80V212H82L83 211V209H85V211L81 214V215H84L85 217L86 216H88L87 215V212H88V210H89V216H88V224H90V226L87 224V223H85V222H87V219L85 220V217L82 219V221H81V217H83V216H81V215H79V217H80V221H79V223H80V225H79V223H78V220H75L76 222H77V224H76V222H74L73 221V226L74 227H77V230H78V227H79V232L78 233H81V231H82V229L84 230V227H83V225L85 226V224H86V226L88 227V228H85V232H83V233H81V234H85V233H87V230L88 229H90V227H91V231H93V229H94V225L97 223V219H99L101 216L100 215H102V217H106L107 215H110L111 217H112V223H111V225H110V227H112L111 229L113 230V228L115 229L116 228V226L117 227H123V228H125V229H130V224H129V226H128V222L129 223H131V221L135 218V217H130V216H132V213H135L134 214V216H136V212H137V214H138V210H133L132 211V208H129V211L130 212H132V213H129V215H128V212H126L127 210L125 209H122L123 207V205H122V202L123 201H121L120 199H123V200H128L129 201V199H130V203H131V200L133 199V198H131V195L134 193V191L135 190H133L132 192L130 191L131 189H134L133 187L131 188V185L129 184V177L128 176H126L127 174H125V171L126 170H124L125 168H122L123 166H121ZM83 166V167H82ZM105 166V167H104ZM138 168H139V163H138ZM111 167V166H110ZM121 168L123 169V171H121ZM81 169H84L83 170V172L85 171L86 172V174H85V172L84 173H82L81 171ZM37 172H39L40 173V169L37 171ZM83 174H85V175H83ZM122 174H124V175H122ZM77 175V176H76ZM25 176V171H23V172H18V171H16L14 174H13V176H12V181H13V183H20L21 182V180L23 179V177ZM89 176V177H88ZM122 178V179H121ZM78 179H81L82 180V182H81V184L83 183V180H84V182H86V183H84V185L82 186V187H84V188H82V190H81V188H79V185H80V180L78 181ZM76 180V181H75ZM67 184H69V180H68V183ZM90 185L92 188H90V187H86V185ZM125 186H124V185ZM218 185H219V183H218ZM220 185H222V186H220ZM220 185H219V187L218 186H216L215 187V189H220V188H222V190L224 189V187H225V183L223 182V184H221L220 183ZM69 186V185H68ZM71 186H72V183H71ZM128 186H130L129 188H128ZM141 186V185H140ZM139 187V186H138ZM137 187V188H138ZM141 187H142V189H143V191H142V189H141ZM140 187V191H141V193H145V190H144V185H142ZM20 188L21 189H23L24 188V186L23 185H21L20 186ZM86 188V189H85ZM90 190H93V191H91V192H88V190L89 189ZM35 191H34V190ZM77 189V190H76ZM79 189L81 190V191H79ZM85 189V190H84ZM127 189V190H126ZM137 189V191L139 192V190ZM89 190V191H90ZM147 190V189H146ZM39 188L38 187H34V188H32L31 190H29V194L27 195V198H28V200L29 201H31V202H34V204L35 205H37V206H40V205H44L45 203H46V196H43V195H41L40 193H39ZM68 191H67V193L66 192H64V194H66L67 196L69 195V193H68ZM77 191H79V192H77ZM87 191V192H86ZM76 192V193H75ZM83 192V193H82ZM85 192V193H84ZM118 192V191H117ZM129 192H131V193H129ZM147 192V191H146ZM86 193H88V194H86ZM89 193H91L92 195H94L93 193H95L97 196L96 197H98V198H96L95 197V195H94V197H91V198H88V199H86V197H84V196H86V195H88L87 197H89V196H92L91 194H89ZM108 193V194H107ZM128 193L130 194V195H128ZM61 195V196H63L62 198L64 199V201H66V200H68V199H70L69 197H70V195H69V197H67L66 195ZM80 194V195H79ZM76 195V196H75ZM79 197H78V196ZM110 192H106L105 194H103V196L105 197V198H107V199H109L110 198ZM118 195H119V197H118ZM64 196H66L65 198H64ZM43 197V198H42ZM78 199H77V198ZM127 197V198H126ZM42 198V199H41ZM61 197H60V203H62V199ZM124 198H126V199H124ZM97 199V200H96ZM98 199H99V201H98ZM40 200V201H39ZM41 200H42V202H41ZM73 200H71L70 199V201H71V207H72V205L75 203ZM83 200H82V202L85 204V202H84ZM72 202H73V204H72ZM99 202V204H97ZM121 202V203H120ZM60 203H58V205L60 204ZM64 203V202H63ZM40 204V205H39ZM120 206H119V205ZM80 204H79V206H81ZM91 205V206H92ZM74 207H76L75 206V204L73 205ZM98 206V207H97ZM99 206H101L100 207V209H98L99 208ZM114 208H113V207ZM64 207H65V205H64ZM78 207V206H77ZM95 207V208H94ZM109 207V208H108ZM117 207H120V209L118 208L117 209ZM210 207V206H209ZM208 207V208H209ZM80 208V207H79ZM79 208H76V209H79ZM113 208V209H112ZM207 208V209H208ZM68 209H70V207L68 208ZM211 209H213L214 210V208L211 206L210 208H209V210H208V212L210 211H213V210H211ZM4 212H3V211ZM2 210H1V212L3 213L1 216H3V215H5V212H6V215L8 214L9 215V213H10V211H11V213H10V216H11V214L13 213V211L11 210V209H9V208H7V207H4V208H2ZM72 210H74L73 212V214L76 216L77 214H75V212L76 213H78V210H75L74 208L72 209L71 208V212H72ZM97 210H99V213H98V211ZM120 210V211H119ZM126 212H124V211ZM119 211V212H118ZM121 211H122V214H121ZM70 212V213H71ZM86 212V213H85ZM85 213V214H84ZM100 214V215H99ZM122 216H121V215ZM73 215V216H74ZM92 215V216H91ZM95 215H97V219H96V217H95ZM209 215L211 216V217H213L215 214H214V212H212V214H210L209 213ZM70 216H72V213L70 214ZM69 216V217H70ZM78 216V215H77ZM72 217V219L71 220H74V218L75 219H77V218H79V217ZM95 217V220H94V217ZM120 216V217H119ZM124 216V217H123ZM90 217V218H89ZM101 217V218H102ZM117 217V218H116ZM123 217V218H122ZM221 217V218H220ZM225 217V219H223ZM228 216H227V214H223V211H222V213H220V215H219V218H218V227H216V230L218 231V232H222V229H223V231H225V230H227V232H230L231 231V227H230V225L232 226L235 222H234V220L233 219H229V217L227 218ZM71 218V217H70ZM228 219V221H227V219ZM93 219V220H92ZM113 219H115L116 220V222L114 221L113 222ZM122 219V220H121ZM132 219V220H131ZM84 220H85V222H84ZM163 221H164V219H162ZM225 220V221H224ZM92 221L94 222V224L92 223ZM134 221V220H133ZM161 222V220H160V222L162 223V225H164V231H162L163 233L165 232L166 233V231H168L169 229L167 228V224L165 225L164 224V222ZM222 221V222H221ZM233 221V222H232ZM7 222V224H8V221H6ZM81 222H83L82 224H81ZM96 222V223H95ZM126 222V223H125ZM230 222H232L231 224H229ZM115 223V224H114ZM161 223H159V225H161ZM167 223V222H166ZM121 224H123V225H121ZM126 224V225H125ZM229 224V225H228ZM82 225V226H81ZM120 225V226H119ZM132 225V224H131ZM161 225V229H162V226ZM221 225V226H220ZM9 226H10V222H9ZM113 226H115V227H113ZM129 228H128V227ZM121 227V228H122ZM165 227L167 228V230L165 229ZM228 227H230V228H228ZM80 228H81V230H80ZM160 228V227H159ZM5 230H6V228H4ZM4 229L3 228H1L0 227V239L2 240L3 238H6V233H5V231H4ZM87 229V230H86ZM166 230V231H165ZM232 232V231H231ZM89 233V232H88ZM139 236H140V234H139ZM128 237V236H127ZM130 237V236H129ZM36 238V237H35ZM34 237H31V239H30V242H34L33 244L32 243H30V244H32V246L33 245H35L36 243H37V240L35 239ZM229 238V237H228ZM224 239L223 240V238H221L222 239V241H225V242H229V241H231V239L229 240V239ZM130 239V238H129ZM134 239V241H135V239H136V237H134L133 238ZM133 239L131 240L130 239V241L128 240V243L129 242H131L130 244H128V246L125 248V250L126 249H131V254H133L132 256H130V257H128V256H126V251H122L123 252V254H122V256H121V262H122V264H137V258H136V255H138V254H136L135 253V251H134V249H132V248H134L133 246H134V241H133ZM221 239H220V241H221ZM13 241H10V243H13L14 244V242H17L18 241V238L17 237H14L13 239H12ZM36 242H35V241ZM216 240V239H215ZM220 241H219V239L217 238V240L215 241V244L217 245V246H219V245H221L220 244ZM221 243H223V242H221ZM11 245V244H10ZM130 245H131V247H130ZM133 245V246H132ZM29 249H31V248H29ZM121 247H118V251H121ZM132 250L134 251V252H132ZM109 252H110V254L112 253V251L109 249L108 250ZM107 251V252H108ZM106 252V251H105ZM103 253V255L104 254H106V253ZM109 252L106 254V255H104V258H106L105 256H110V254H109ZM27 255L29 254V252H27L26 253ZM87 254H89L88 256L89 257H91V253H87ZM87 254H86V256H87ZM82 257V259L84 260V259H86V261H87V263H85L86 261L84 260V261H82L81 260V264H88V262L90 263V260L89 259H91V258H88V256L87 257ZM107 256V257H108ZM123 257V258H122ZM132 258V259H131ZM130 260V261H129ZM136 260V261H135ZM129 261V262H128ZM133 261H135V262H133ZM131 262V263H130ZM91 264V263H90Z\"/></svg>",
    "mask_w": 264,
    "mask_h": 264
}]
</instances>
